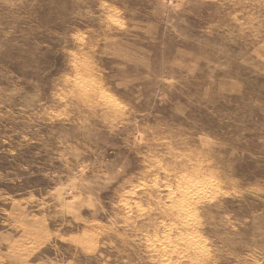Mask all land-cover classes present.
<instances>
[{"label": "rangeland", "instance_id": "374dc122", "mask_svg": "<svg viewBox=\"0 0 264 264\" xmlns=\"http://www.w3.org/2000/svg\"><path fill=\"white\" fill-rule=\"evenodd\" d=\"M0 264H264V0H0Z\"/></svg>", "mask_w": 264, "mask_h": 264}]
</instances>
